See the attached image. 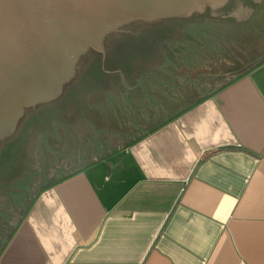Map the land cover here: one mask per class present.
<instances>
[{
	"label": "crops",
	"instance_id": "1",
	"mask_svg": "<svg viewBox=\"0 0 264 264\" xmlns=\"http://www.w3.org/2000/svg\"><path fill=\"white\" fill-rule=\"evenodd\" d=\"M199 51L99 70L103 119L4 192L0 264H264V57L211 86Z\"/></svg>",
	"mask_w": 264,
	"mask_h": 264
},
{
	"label": "water",
	"instance_id": "2",
	"mask_svg": "<svg viewBox=\"0 0 264 264\" xmlns=\"http://www.w3.org/2000/svg\"><path fill=\"white\" fill-rule=\"evenodd\" d=\"M220 1L0 0V139L25 107L57 96L91 50L103 60L118 30Z\"/></svg>",
	"mask_w": 264,
	"mask_h": 264
},
{
	"label": "rangeland",
	"instance_id": "3",
	"mask_svg": "<svg viewBox=\"0 0 264 264\" xmlns=\"http://www.w3.org/2000/svg\"><path fill=\"white\" fill-rule=\"evenodd\" d=\"M224 1L227 0H221L219 4ZM211 3L207 2L202 8L191 10L190 13L164 16L152 22L141 19L130 31L118 30L107 42L103 60L100 51L91 50L87 57L74 67L73 77L62 83L61 91L57 96L34 106L25 107L24 115L16 129L14 128L12 133L3 138L0 145V201H4L3 198L6 197L4 192L10 190L9 186L13 182L25 179L41 132L47 133L55 129L63 134L65 129L71 132L75 127L88 131V122L103 119L93 111L95 104L100 103L102 106L104 103L101 96L103 91H97L99 87L103 89L104 86H95L104 82L103 79L97 80L98 77L93 75L96 72L93 70L95 62H101L103 68L109 70L119 68L122 61H126L123 58L133 57L135 53L148 52L147 54L151 55L153 52H166L174 48H179L183 52L200 49L201 58L203 55L207 56L209 85L224 83L244 71L249 60L252 59V47L262 34L259 28L261 26L247 35L243 28L245 26L236 19L242 18L245 11L242 9L244 12H239L233 0H230L226 6H221L222 10ZM226 13L228 15H225ZM259 15L264 16V13H257L255 23ZM170 18H183L180 22L185 26L173 27L168 37L157 36L155 39L148 37L154 26L158 30V26L165 24L163 20ZM137 61L140 65L143 60ZM152 62L148 65L150 66ZM136 65L138 64H134ZM95 90L97 99L93 101ZM52 107H56V111L48 112L47 110ZM43 142L44 144L48 142V138H44Z\"/></svg>",
	"mask_w": 264,
	"mask_h": 264
},
{
	"label": "flooded vegetation",
	"instance_id": "4",
	"mask_svg": "<svg viewBox=\"0 0 264 264\" xmlns=\"http://www.w3.org/2000/svg\"><path fill=\"white\" fill-rule=\"evenodd\" d=\"M230 0L221 2L220 4H215L213 3V6L215 7H220V9L222 10L223 8L221 6H226L229 3ZM224 3V4H223ZM232 3V2H231ZM246 3V4H244ZM233 4L236 6V9L240 12V11H245V14L243 15L242 18H236L237 21H239L240 23H242V26H245L243 28H245L246 34H250L253 31L255 32L257 29L260 28V38L258 39V41L256 42L255 46L252 47L251 50V54H252V59L249 60V63L247 64V67L252 65L253 63H255V61L261 59L262 57H264V16H258L257 18V23L254 22V19L256 18L257 13H264V0H233ZM243 9V10H242ZM243 11V12H244ZM225 15H228L227 13ZM224 16V15H223ZM235 16V15H234ZM261 26V27H259ZM259 27V28H258ZM246 67V68H247ZM74 72V71H73ZM99 72V70H96V72H94V76L96 75L97 77H100L99 75H97ZM62 86V85H61ZM51 99V98H50ZM50 113H54L56 111V107H52L49 110H47ZM24 115V111L22 112L21 116L18 118V120L16 121L15 124V129L17 127V124L19 123L21 117ZM31 117V116H30ZM34 117V116H33ZM32 117V118H33ZM31 118V119H32ZM66 130V129H65ZM43 132H41L39 135V140L37 143V147H41L42 151H45L44 148L46 146V143L44 144L43 140L44 138L47 137V133H44V136L41 138V134ZM49 144H52L51 142ZM54 158L52 156H45L44 159H37L35 156H33V161L30 162V167L32 168L34 175L36 176V178L34 179V181L38 180V177L41 176V169L49 164H52ZM34 176V177H35ZM33 181V179H32ZM4 204H2L0 202V214H7V215H14V211L11 209V207L8 205H6V208L3 207ZM1 219V217H0ZM12 220L10 219H6V221H1L0 220V228L5 226H11L12 224Z\"/></svg>",
	"mask_w": 264,
	"mask_h": 264
},
{
	"label": "trees",
	"instance_id": "5",
	"mask_svg": "<svg viewBox=\"0 0 264 264\" xmlns=\"http://www.w3.org/2000/svg\"><path fill=\"white\" fill-rule=\"evenodd\" d=\"M183 18H170V19H164L163 21H165V24H162L160 26H158V30H156L155 26H154V30H151V33H149V38L150 39H155L157 36L158 37H168L171 35V30L174 29L173 27H182L185 26L184 23L180 22L182 21ZM157 34V35H156ZM152 37V38H151ZM121 52V50L119 51V53ZM102 63L97 61L95 62V64L93 65V70H100L101 68H103V65H101ZM91 69V67H90ZM2 139H0V145H1ZM8 145V144H7ZM6 145V147H7Z\"/></svg>",
	"mask_w": 264,
	"mask_h": 264
}]
</instances>
